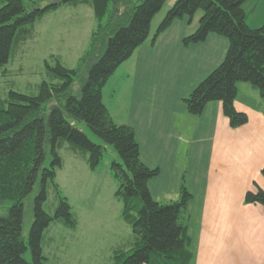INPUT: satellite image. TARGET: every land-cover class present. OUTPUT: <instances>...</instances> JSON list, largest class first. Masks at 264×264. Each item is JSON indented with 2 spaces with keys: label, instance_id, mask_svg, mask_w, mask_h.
Instances as JSON below:
<instances>
[{
  "label": "trees",
  "instance_id": "obj_1",
  "mask_svg": "<svg viewBox=\"0 0 264 264\" xmlns=\"http://www.w3.org/2000/svg\"><path fill=\"white\" fill-rule=\"evenodd\" d=\"M166 1L58 0L42 5V0H0V67L32 37L35 23L61 6L88 5L95 20L75 67L68 68L51 56L43 62L45 78L35 93L9 90L0 99V205H7L6 214H0V264H49L43 243L50 225L76 227L72 207L56 182L63 166L59 150L66 143L79 149L93 172L104 148L91 142L72 120L83 122L118 157L110 165L114 196L122 203L121 219L134 238L128 251L113 252L112 264H192L194 253L185 223L191 194L184 180L177 201L154 200L148 182L159 170L141 162L133 129L116 124L102 100L108 80L147 41L151 21ZM245 1L175 0L150 39L154 44L175 20L191 21L197 11L202 12L198 28L182 44H198L214 34L227 40L228 49L219 66L182 103L189 115L198 116L208 103L220 102L231 128L247 122V116L234 108L238 83L250 84L264 99V24L248 27ZM76 82L79 92L73 95ZM261 175L264 178V167ZM35 189L33 221L25 238L24 200ZM50 192L57 201L53 215L43 208ZM244 203L264 208V189L247 191ZM28 250L31 261L25 259Z\"/></svg>",
  "mask_w": 264,
  "mask_h": 264
},
{
  "label": "crops",
  "instance_id": "obj_2",
  "mask_svg": "<svg viewBox=\"0 0 264 264\" xmlns=\"http://www.w3.org/2000/svg\"><path fill=\"white\" fill-rule=\"evenodd\" d=\"M242 7L250 29L264 24V0H246ZM189 23L185 17L175 20L154 44L146 41L119 66L125 83L117 95L129 92V104L122 106V116L116 99L121 121L106 108L116 124L133 129L141 162L159 170L148 182L154 200L177 201L184 180L191 194L185 223L192 264H264V208L244 203L247 191L264 189V99L250 84H237L234 108L247 116L238 128L229 127L220 102L208 103L198 116L187 113L182 100L228 49L227 40L214 34L184 46L182 40L193 33ZM60 226L69 238L46 235L52 255L61 247L67 251L77 236Z\"/></svg>",
  "mask_w": 264,
  "mask_h": 264
},
{
  "label": "rangeland",
  "instance_id": "obj_3",
  "mask_svg": "<svg viewBox=\"0 0 264 264\" xmlns=\"http://www.w3.org/2000/svg\"><path fill=\"white\" fill-rule=\"evenodd\" d=\"M47 1L56 0H42L41 4L44 5ZM174 2L175 0H167L152 19L148 42ZM201 14L199 10L191 19L188 29L191 33L198 28ZM94 27L92 9L85 4L61 6L38 20L32 30V37L19 46L15 53L12 52L8 63L0 67V99L6 98L9 90L23 94L35 93L37 86L45 78L43 62L51 56L59 58L68 68L75 67L87 48L90 32ZM123 77L122 69L116 71L102 93L104 105L117 121H121L118 118L121 114L120 110L115 111L116 99L121 106L122 116L125 113L122 106L125 108L129 104V92H125L124 98L117 95L118 87H123L125 83ZM79 86L78 82L74 84L73 95L78 94ZM72 124L91 142L102 146L104 154L97 169L91 172L86 162L81 159L83 153L79 149H74L66 143L59 150L63 166L57 171L56 182L62 195L68 199L74 216L77 217V226L69 229L75 230L77 236L74 240L69 239L67 251L61 247L60 253L53 254L55 257L50 254L51 249L47 250L49 238H45L44 255L49 264H112L113 252L128 251L134 238L130 227L121 219L122 203L114 196L116 183L112 177L110 165L112 161L118 160V157L113 148L93 134L83 122L72 120ZM46 165H48V159ZM36 191L35 189L24 200L23 236L25 238L33 221V200ZM56 204V197L50 192L43 208L46 213L53 215ZM0 206L3 207H0V214H6L7 205ZM56 224L58 223L53 222L50 225L47 235H62L69 238L64 236L66 229ZM55 244L52 245V249ZM25 259L31 261L29 250L25 254Z\"/></svg>",
  "mask_w": 264,
  "mask_h": 264
},
{
  "label": "water",
  "instance_id": "obj_4",
  "mask_svg": "<svg viewBox=\"0 0 264 264\" xmlns=\"http://www.w3.org/2000/svg\"><path fill=\"white\" fill-rule=\"evenodd\" d=\"M58 0L55 1V3L57 2Z\"/></svg>",
  "mask_w": 264,
  "mask_h": 264
}]
</instances>
